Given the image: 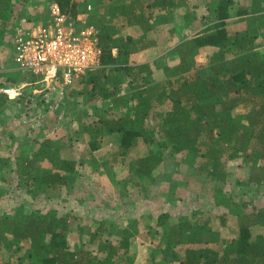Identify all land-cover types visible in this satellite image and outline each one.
<instances>
[{
	"label": "trees",
	"instance_id": "1",
	"mask_svg": "<svg viewBox=\"0 0 264 264\" xmlns=\"http://www.w3.org/2000/svg\"><path fill=\"white\" fill-rule=\"evenodd\" d=\"M55 1L70 19L79 15L87 24L95 26L96 40L102 51L101 66L87 71L83 75L85 77L75 81L89 101L106 103L103 112L94 117L90 116L92 107L85 109L87 122H83L84 130L73 127L77 134L83 132L87 135L91 153L101 148L104 139L111 141L115 152L123 158L139 142L144 143L147 145L145 153H133L127 171L146 176L152 175L153 169L161 165L166 152L173 157L178 154L201 157L205 162L201 169L211 177L223 169L225 153L229 154V159L243 156L254 168L258 161L264 160V47L249 34H242L238 29L232 31L228 27L232 22L228 18L232 16L229 11L235 7L234 0H217V6L207 18L209 22H216L169 52L170 55L175 54L177 62L161 68V80L153 79L151 63L117 66L118 55H113V51L130 56L154 47L156 40L150 41L148 35L157 34L158 29L152 27L155 20L166 23L170 9L187 8L188 0H107L106 14L97 18H86V9L78 13L81 7H86L85 3L83 6L76 0ZM244 1L245 5H238L236 12L238 15H251L247 22L254 29V22L264 14V0ZM25 2L0 0V36L3 41L8 40L11 50L16 31L36 24L31 18L19 20L14 25L9 18L10 6L23 7ZM183 18L185 21L192 19L189 13ZM135 26L142 30L139 37L124 30ZM186 27L189 29L188 25ZM3 28L9 33L8 39ZM173 29L171 27L169 31L173 32ZM171 36L173 39L176 37L173 33ZM208 50L211 53L208 54ZM198 58L204 61L196 64ZM15 75L25 76L27 82L38 81V77L30 73L9 71L0 73V88L7 80L10 84L17 83ZM124 77L131 85V92L119 96L118 80ZM134 77L138 78V84ZM243 93L247 94L245 100L255 106L241 112ZM17 100L24 102L25 112L37 103L31 94ZM5 101L7 97L0 93V113ZM149 122L157 124L150 126ZM147 127L153 131L152 135L147 132ZM57 138L58 135L45 139L47 151L38 149L28 157H14L10 173L16 177L15 187L26 195L61 191L74 180L82 161L73 152L65 158L61 154L55 155L53 148ZM39 159L45 160L51 168L38 177L36 164ZM6 168L0 169V181L7 176ZM260 171L263 172L264 168ZM261 179L258 173L249 177L253 184L261 183ZM143 199L139 202L142 215L137 219H143L142 228L147 229L152 245L164 253L165 259L173 255L178 264H264V235H253L254 226L264 227V209L247 211L244 204L234 202L232 198L222 199L229 213H235L238 218L239 231L233 246L218 250L207 246L211 239L210 229L205 227L206 222L195 221V212L190 213L185 207V212L176 217V226L169 222L175 217L171 212L157 213L155 205L151 206V202L156 203V198L145 196ZM21 204L19 202L14 209L18 214L24 212L23 219L0 220V241L5 248L13 246V251L22 253L15 260L0 264H127L131 261L129 248L139 231L130 228H137L138 221L133 223L131 219L127 228L117 232L115 241L109 240L110 233L106 236L100 230L90 233L92 241L98 240L96 254H93L81 247L70 248L73 221L65 214H57L55 207L34 210ZM152 222L159 228L152 227ZM166 224L168 229L162 232L160 226ZM0 247H3L1 243Z\"/></svg>",
	"mask_w": 264,
	"mask_h": 264
},
{
	"label": "rangeland",
	"instance_id": "2",
	"mask_svg": "<svg viewBox=\"0 0 264 264\" xmlns=\"http://www.w3.org/2000/svg\"><path fill=\"white\" fill-rule=\"evenodd\" d=\"M53 1L55 0H34L35 3L41 2V5L44 6L38 15L31 13L32 7L28 1L27 4L24 3L23 7L12 4L10 6L11 12L8 13L9 18H12L14 25L19 20H30L31 18L32 23H36H34L35 25L41 24L40 20L42 21L45 18V12L49 14V5ZM76 1L83 4V6L85 3L86 7H81L82 9L78 13L81 14L86 9V18L101 17L107 12V0ZM234 3V9L229 11L232 16L228 20H232V22H228V27L232 31L238 29L242 34H249L250 37L254 38V41L264 47V14L258 17L252 26L254 29H251L247 22L251 15H238L236 12L237 6H244L245 1L234 0ZM87 6L91 7L90 11H87ZM216 6L217 0H188L187 8L178 7L176 9L177 17L174 18L175 22L172 25L174 28L173 33L176 35L175 39L166 48L167 50L158 47L152 48L146 53L147 57L155 58L154 61L145 63L152 64L153 79L161 80L163 77L161 68L176 64L175 54H169L176 45L216 22L207 21L210 11L214 10ZM186 13H189V16L192 17L190 21L184 20L183 16ZM187 25L189 29L186 27ZM162 28H165L163 36L169 37L167 29H170L171 26L164 25ZM3 29L4 36L8 39L9 33H6V28ZM141 34L142 31L131 30L129 35L139 37ZM2 38L0 36V73L18 71L12 60V50L8 46V40L3 41ZM148 38L150 41H154L157 38L156 33H151ZM158 40L161 39L158 38ZM260 50H263V48ZM206 52L209 54L211 50ZM114 54L118 55L115 62L117 66L131 65V63L135 65L142 62L132 60V55L125 56L124 52L119 55L117 51H114ZM136 59L141 60L140 57ZM203 61L202 58H198L196 64ZM18 75H15L18 77L17 83L10 84L7 80L0 88V93L6 96L7 102H9L5 101L3 112L0 113V169L7 167L4 171L7 173L5 180L0 181V220H10L13 217L23 219L24 212L18 214L14 209L19 202H22L20 206L24 205L26 209L34 210H36L35 208L50 209V206H53L56 208L57 214H65L69 217L68 219L73 221L72 228L74 231L72 238L71 236L69 238L70 248L78 249L81 247L96 254L98 240L92 241L90 233L96 230L103 232L104 236L110 233L109 240L115 241L117 232L122 228H127L128 222L132 219L133 223L138 221V224H136L138 226H136L137 228H130V230L137 229L139 234L134 238L129 248V261H131L127 264H178L173 259V255L172 257L168 255L165 259L164 253L152 245V239L150 240L147 229L142 228V225H144L143 219H140V221L137 219L142 215L140 214L139 202L144 200L143 197L156 198V203L151 202V206L155 205L157 213L171 212L175 216L169 220L172 225L177 226L176 217L181 212H185V207L188 212H195V221L199 223L206 222L205 227L210 229L211 239L207 246L218 250L233 246L239 231L238 218L234 216L235 213H229V208H227V204L222 203V199L229 198L230 200L232 198L231 200L234 202L244 204L247 211L264 209V171H260L264 168V160L258 161V165L254 168L250 165L251 162L245 160L243 156L238 155L236 158L229 159V154L225 153L223 169L214 177H211L206 174L205 170L201 169L205 163L201 157L197 156L195 159L194 157L190 158L189 155L184 156V154L173 157V154L166 152L161 165L153 169L152 175L129 173L127 171L129 161L137 152L138 154H144L146 144L139 142L130 151V154L123 158L115 152L114 144L104 139L101 148L91 153L87 145V135L83 132L79 135L77 131H73L74 126L84 130L83 122H87L84 113L87 107H92L90 116L94 117L96 114L99 115L103 112L106 103L89 101L82 93V87L78 83H74L70 88L65 89H61L58 85L55 86L54 90L56 91L52 93L50 91L49 102L45 103L42 96L47 91L39 94L36 92L37 88L33 82H27L28 79L25 76ZM83 77L85 76L77 80ZM135 78L133 80L138 84L139 80ZM118 82L119 96H126L131 92V85L126 82V77L121 78ZM6 90L14 91L9 94ZM57 91L62 92L61 96L58 93L56 94ZM28 94H31L37 103L25 112V108L23 109L24 102L20 103L17 99ZM246 95V93H243L241 112L255 106L245 100ZM148 124L155 126L157 122H149ZM146 130L150 135L153 134L150 128L147 127ZM57 135L59 138L54 140L55 145L53 148L55 155L61 154L65 158L71 156V152H73L77 155V159L82 161L74 180L70 182L67 188H62L61 191H48L46 194L39 196L26 195L15 187L16 177L13 173H10L14 157H28L38 149L47 151L48 147L44 144L45 139L56 138ZM68 138H70L69 143L67 142ZM154 146L157 145L154 144ZM36 168L39 177L45 172L48 173L51 167L45 160L39 159ZM256 173L262 177L259 184H253L249 181V177L255 176ZM137 185L139 188H137ZM16 192L19 194L17 195ZM224 212L226 214H222ZM136 214H139V216ZM221 216L224 220L220 218ZM151 226L158 227L157 223L154 224V222ZM160 228L164 232V229H168V226L166 224L160 226ZM259 234L264 235V227L259 228L257 226L256 228L254 226L253 235L258 236ZM6 239L9 238L6 237ZM0 243L3 245V247H0L1 263L10 259L15 260L17 256L21 255V251L19 253L13 251L15 247L5 248L4 243L2 241ZM23 246L26 247V244Z\"/></svg>",
	"mask_w": 264,
	"mask_h": 264
},
{
	"label": "built area",
	"instance_id": "3",
	"mask_svg": "<svg viewBox=\"0 0 264 264\" xmlns=\"http://www.w3.org/2000/svg\"><path fill=\"white\" fill-rule=\"evenodd\" d=\"M90 9L87 6V11ZM47 17L41 24L20 27L12 39L16 69L38 77L34 86L39 94L47 91L42 96L45 103L49 102L50 91H56L55 86H72L87 71L98 69L102 57L94 25L79 15L70 19L56 1L50 3Z\"/></svg>",
	"mask_w": 264,
	"mask_h": 264
},
{
	"label": "crops",
	"instance_id": "4",
	"mask_svg": "<svg viewBox=\"0 0 264 264\" xmlns=\"http://www.w3.org/2000/svg\"><path fill=\"white\" fill-rule=\"evenodd\" d=\"M27 1L31 4V13H33V14H35V15H38V14H40L41 13V11L43 10V7L44 6H42L41 5V2H39V3H35L34 2V0H26V4H27ZM171 11H169V13H170V16H169V18H168V20L166 21V23L164 22H162V20L160 21L161 22V24H160V22H159V19H156L155 20V23H154V26H152L153 28H155V29H158V31H157V34H156V42H155V46L154 47H150V48H148V49H146V50H144V51H142V52H140V53H138V54H134V55H132V60L134 59V60H137V61H142V62H140V64L142 63L143 64V62L144 63H146V62H150V61H154V59H152V58H150V57H147L146 56V53H147V51H149V50H151L152 48H158L159 47V49H162V50H167L166 49V46L165 45H167V46H169V44H171V42L174 40L173 39V37L171 36V33H173V32H171V31H169L170 29H167L168 30V32H169V37H164L163 36V34H164V31H165V28H162V26H164V25H169L170 24V26L172 27V25L174 24V15H176L177 14V12H176V9H170ZM44 12V11H43ZM48 14H46V12H45V18L41 21L40 20V22H44L48 17ZM169 21V22H168ZM153 22V21H152ZM169 23V24H168ZM151 24H153V23H151ZM173 28V27H172ZM124 30H126V32L128 33V34H130V31L131 30H134V31H142L139 27H137V26H135V27H127V28H125ZM174 34V33H173ZM158 38H160L161 40L159 41L158 40ZM115 51V50H114ZM114 51H113V55H115L114 54ZM135 56H137V57H140V59L141 60H139V59H136L137 57H135ZM133 57H135V58H133ZM156 61V60H155ZM153 63V62H152ZM131 65H133L132 63H131ZM135 65H138V64H135ZM15 66V65H14Z\"/></svg>",
	"mask_w": 264,
	"mask_h": 264
}]
</instances>
